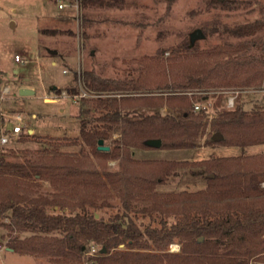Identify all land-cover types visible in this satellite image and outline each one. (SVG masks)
I'll return each instance as SVG.
<instances>
[{"label":"trees","instance_id":"16d2710c","mask_svg":"<svg viewBox=\"0 0 264 264\" xmlns=\"http://www.w3.org/2000/svg\"><path fill=\"white\" fill-rule=\"evenodd\" d=\"M80 2L84 7L113 5L108 0ZM226 31L238 38L251 36L252 39L205 49L189 44L181 53L184 57L180 59L179 54V58L172 61L145 56L138 60L142 70L136 78L103 77L93 69L77 74L79 85L93 94L143 92L120 97L98 95L92 105L94 110L101 111L96 117L100 126L90 127L86 114L91 108L85 105L89 100L80 98L76 115L80 144L89 146L98 158L125 155L130 159L132 149H155L145 143L147 139L160 138L158 148L162 149L192 148L203 138L208 124L202 112L193 110V98L199 102L205 100L195 94L207 89L264 88V21L238 24ZM143 69L151 77L149 81L143 78ZM153 76H159L162 82L155 80L154 83ZM156 87L163 90L156 95L146 91ZM79 91L80 88L71 87L68 92ZM53 92L60 93L61 89L56 87ZM140 107L148 111L138 115ZM209 126L205 146L243 149L264 143V110L261 109L247 111L240 104L232 109H220L211 117ZM215 132L220 133L222 139H213ZM112 133H117V137L112 138ZM100 139L103 143H113L108 151L97 149ZM37 157L18 162L0 156V219H8L11 231L33 232L26 238L10 237L6 246L17 253L46 256L57 264H79L89 245L96 243L104 249L88 257L89 264H258L264 257V206L242 205L264 193L260 187L264 180V155H229L192 162L144 160L142 177L129 171L125 176L99 172L88 166L85 156L76 153L45 150ZM185 168L196 169L192 172L204 177L206 187L193 192H157L156 186L167 174ZM42 180L48 181L55 190L52 197L32 196L31 183ZM111 189H117L123 204L119 213L122 221L96 217L86 207L97 206L94 198L109 195ZM137 199L151 201V206L143 209L159 212V226L139 229L130 204ZM208 199L222 203L225 212L207 216V209L200 203ZM46 205L78 206L80 211L74 214L48 212ZM179 207L184 211L177 221L168 222L166 215ZM193 207H199L201 214L185 212ZM52 232L58 234H49ZM176 239L181 243L178 254L137 251L149 248L150 244L161 250ZM119 244L136 250L110 253L111 248Z\"/></svg>","mask_w":264,"mask_h":264},{"label":"rangeland","instance_id":"374dc122","mask_svg":"<svg viewBox=\"0 0 264 264\" xmlns=\"http://www.w3.org/2000/svg\"><path fill=\"white\" fill-rule=\"evenodd\" d=\"M108 1L113 5L84 7L80 0H0V137L8 135L6 144L0 141L1 157L22 162L28 158H38L37 155L41 151L55 150L85 156L88 166L102 173L112 172L125 176L129 171L142 177L144 160L176 159L192 162L229 155H264V143L245 146L243 149L237 146L204 144L210 132L209 122L215 111L232 109L237 104L247 111L264 110V88L260 86L223 88L217 91L207 89L195 94L196 97L205 98L202 103L206 108L196 110L193 107V110L202 112L208 118V124L203 138L197 140L192 148L132 149L130 159L138 162L134 163L125 155L98 158L93 155L89 146L80 144L79 122L76 116L80 100H72L68 91L71 87H81V81L76 77L81 71L93 69L103 77L136 78L142 70L139 59L145 56H157L159 61L178 59L179 54L190 44L189 33L195 29H200L203 37L195 39L193 45L198 49H205L223 43L238 44L251 40V36L238 38L228 34L226 30L238 24L264 21V0ZM15 55L19 57L18 60ZM182 56L181 54L180 59ZM142 75L145 81L151 79L147 70H144ZM152 80L154 83L162 82L159 76H153ZM53 87H58L61 92L54 93ZM22 88H29L34 92L21 96L19 89ZM160 90L163 89L156 87L146 91L156 95ZM140 93L123 92L129 95ZM123 94L106 92L85 97L89 100L85 103L86 107L91 108L86 114L88 126H100L96 117L101 111L94 110V98L98 95L101 98L106 95L120 97ZM229 95H232L235 101L232 108L225 106V99ZM188 96L190 97V93ZM192 102L200 103L194 98ZM217 102L219 103L215 105ZM162 110L166 111V108ZM147 111V108L140 107L138 115ZM16 124L21 126L22 131L13 136L10 130ZM111 137H117V133H112ZM103 145L109 146L110 149L113 143L108 141ZM192 171L196 169H178L167 174L165 180L156 186L157 192L168 194L204 189V177ZM31 187L34 190L32 196L43 194L52 197L55 193L46 180L33 182ZM260 187L264 189V180L260 182ZM205 200L198 202L207 209V216L214 217L225 212L222 203ZM94 201L97 206L86 204V207L94 212L96 217H111L115 221H122L119 213L123 204L117 189H111L109 195L94 198ZM150 202L138 199L130 201L133 219L140 230L147 226H159V212L151 213L143 209L150 207ZM242 205L248 208L264 206V193L258 199L247 200ZM45 207L48 212L62 211L74 214L80 211L78 206ZM181 208L169 211L165 219L168 222L177 221L182 214ZM185 212L201 214L199 207ZM8 222L7 218L0 219V264H57L46 256L20 254L7 249L6 244L10 237L26 238L33 234L30 230L11 231ZM125 226L123 224V227ZM201 239L203 238L199 237V240ZM100 249H104L100 244L91 243L79 264H89L88 257L97 255ZM180 249L181 243L176 239L161 250L150 244L149 248L137 251L178 254ZM128 250L136 249L119 244L111 248L110 253ZM258 264H264V257Z\"/></svg>","mask_w":264,"mask_h":264},{"label":"built area","instance_id":"2783aa9c","mask_svg":"<svg viewBox=\"0 0 264 264\" xmlns=\"http://www.w3.org/2000/svg\"><path fill=\"white\" fill-rule=\"evenodd\" d=\"M60 6H62V5H60ZM14 57L16 60L19 59V57H17V55H15ZM80 88L81 89L78 93L68 94V96L74 101H79V99L82 97L95 96V94H93L92 92H87L84 88H82V87H80ZM233 100H234V97L232 95L227 96V98L225 99V106L228 108H232L235 104V101H233ZM193 107H194V109L199 110V109H205L206 105L204 103L200 102V103H195L193 105ZM21 131H22L21 126L16 124V125L12 126L10 133H11V135L15 136V135L20 134ZM7 140H8V135L7 136L3 135L0 137V141L2 144H6ZM0 248H1V245H0Z\"/></svg>","mask_w":264,"mask_h":264},{"label":"water","instance_id":"95a60500","mask_svg":"<svg viewBox=\"0 0 264 264\" xmlns=\"http://www.w3.org/2000/svg\"><path fill=\"white\" fill-rule=\"evenodd\" d=\"M189 35H190V44L191 45L195 42V39L203 37L202 32L200 31V29L193 30L192 32L189 33ZM54 88L55 87H53L52 89H54ZM19 90H20L19 94L21 96L32 94L34 92L33 90H31L29 88H22V89H19ZM212 135H213V139H215V140L222 139V135H220V133H218V132H215ZM145 143L147 145L151 146V147L158 148L161 145V140H160V138H158V139H147L145 141ZM97 149L98 150H102V151H108L109 146L103 145V140L100 139L97 142ZM7 249H9V250L11 249L12 250V248H7Z\"/></svg>","mask_w":264,"mask_h":264},{"label":"crops","instance_id":"0c3cea01","mask_svg":"<svg viewBox=\"0 0 264 264\" xmlns=\"http://www.w3.org/2000/svg\"><path fill=\"white\" fill-rule=\"evenodd\" d=\"M29 131H31V129Z\"/></svg>","mask_w":264,"mask_h":264}]
</instances>
